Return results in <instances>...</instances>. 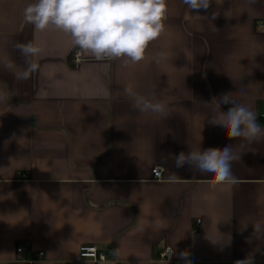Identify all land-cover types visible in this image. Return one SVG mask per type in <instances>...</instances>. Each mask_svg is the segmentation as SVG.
Segmentation results:
<instances>
[{"label":"crops","instance_id":"crops-1","mask_svg":"<svg viewBox=\"0 0 264 264\" xmlns=\"http://www.w3.org/2000/svg\"><path fill=\"white\" fill-rule=\"evenodd\" d=\"M34 2L0 0V264H264V244L249 242L252 223L264 227V138L229 139L203 105L234 93L264 128V0L192 12L168 0L166 32L128 67L97 61L54 28L37 32L24 19ZM28 42L43 50L39 69L18 80L4 61L24 67L16 45ZM128 85L169 114L134 109ZM230 144L241 152L233 184L174 166L189 147ZM84 246L105 261L80 259Z\"/></svg>","mask_w":264,"mask_h":264},{"label":"clouds","instance_id":"clouds-1","mask_svg":"<svg viewBox=\"0 0 264 264\" xmlns=\"http://www.w3.org/2000/svg\"><path fill=\"white\" fill-rule=\"evenodd\" d=\"M223 2L224 0H215L217 5H222ZM183 3L192 12L208 9L213 0H183ZM256 3L257 0H248L249 6ZM168 12V0H35L24 9V19L37 32L54 28L64 33L70 38L73 47L97 61H121L128 67L144 61L149 46L166 32ZM230 12L231 10L224 13L227 18ZM219 14L214 11L212 18L215 19ZM194 16L203 17L199 14ZM16 48L24 58L25 66L18 68L7 59L4 66L13 70L18 80H27L39 69L38 59L43 50L34 42L18 43ZM123 93L132 101L133 108L142 113H153L159 117L169 114V105L157 99L155 94H140L131 85L126 86ZM4 98V93H0V99ZM203 105L210 110L208 123L223 127L229 139L239 138L242 140L239 144H244L264 138V128L257 122L255 112L238 102L234 93L222 94L219 98H213L210 103L203 102ZM221 105L230 107L222 111ZM240 156L241 152L235 151L232 144L222 149L189 147L188 152L181 151L175 155L173 163L176 168L187 165L191 171L209 175L217 185H230L235 183L231 165L240 160ZM252 225L254 231L249 242L255 239L264 244V227L255 223ZM246 226L247 224L243 227ZM211 240L213 243L221 242ZM229 240L230 237L225 243ZM114 251L119 257V249ZM175 254L176 252H170L169 260ZM188 255L186 251L179 254L185 260ZM237 264H249V261L246 259Z\"/></svg>","mask_w":264,"mask_h":264},{"label":"built area","instance_id":"built-area-1","mask_svg":"<svg viewBox=\"0 0 264 264\" xmlns=\"http://www.w3.org/2000/svg\"><path fill=\"white\" fill-rule=\"evenodd\" d=\"M260 26H264V22H260L259 23ZM78 58H79V52H76L74 54V63L77 64L78 63ZM162 168L161 167H155L152 169L151 171V176L152 179L155 181H159L162 178ZM27 177L24 174H18V180L20 181H24L26 180ZM197 224H200V221H196ZM16 252L18 254H21L23 252V249L21 247H19ZM170 249H165L161 254H160V259L162 261H170L169 260V253H170ZM79 258L80 259H86V260H90L94 263L96 262H104L105 261V257L102 254H98L97 250L94 247H81L79 249L78 252ZM43 255L42 254H38V258H41Z\"/></svg>","mask_w":264,"mask_h":264}]
</instances>
